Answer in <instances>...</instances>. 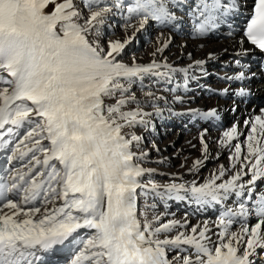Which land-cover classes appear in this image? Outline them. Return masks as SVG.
I'll list each match as a JSON object with an SVG mask.
<instances>
[{
  "label": "snow or ice",
  "instance_id": "snow-or-ice-1",
  "mask_svg": "<svg viewBox=\"0 0 264 264\" xmlns=\"http://www.w3.org/2000/svg\"><path fill=\"white\" fill-rule=\"evenodd\" d=\"M169 2L189 5V0H0V151L7 162L0 167V264H259L264 193L253 203L258 222L252 226L241 197L264 178V109L244 121L243 141L236 125L223 132L218 143L228 150L229 164H219L203 183H177L181 177L171 174V182L161 184L153 178L155 169L142 166L148 153L134 129L147 130L151 117L162 113L159 101H168L159 91L186 89L189 68L204 64L197 60L178 69L166 58L157 60L169 43H161V36L148 63L118 59L150 21L178 27ZM187 15L193 37L227 22L228 35L242 32L237 55L249 51L245 38L264 52V0H254L247 12L239 0H195ZM112 17L123 21L125 35L108 39L105 47L101 38L105 26L116 23H109ZM177 72L184 73L183 85L168 88ZM247 78L244 71L223 77ZM236 95L248 92L241 88ZM190 111L194 118L217 116L215 109ZM204 135L201 158L189 172L209 157ZM232 194L237 210L227 208L216 220L190 228L187 214L183 219L157 214L156 203H148L158 198L167 207L170 200H189L223 209ZM139 197L146 210L138 215ZM147 209L153 210L151 220ZM167 215L173 218L161 223ZM62 253L68 254L63 261Z\"/></svg>",
  "mask_w": 264,
  "mask_h": 264
},
{
  "label": "bare ground",
  "instance_id": "bare-ground-1",
  "mask_svg": "<svg viewBox=\"0 0 264 264\" xmlns=\"http://www.w3.org/2000/svg\"><path fill=\"white\" fill-rule=\"evenodd\" d=\"M224 2L227 3V0H224ZM194 3L195 0H189V5ZM239 3L242 6V11L247 12L253 7L254 0H239ZM189 5L174 7L169 2L170 11L179 18L175 22L178 27L165 26L156 21H150L143 30L147 38L152 36L149 39L150 44L134 55L138 63H148L152 59L151 53L155 50L157 37L161 36V43L164 39H168L169 43L162 54H157V60L163 61L166 58L167 63L178 69L189 68V65H194L197 60L204 61L202 68L201 66L189 68L190 78L186 89L181 87L175 94L168 91L157 93L164 96L168 103L165 104L164 101H159L163 111L159 116L153 115L151 117L150 136L159 139L163 137L164 139L163 143L155 145L156 150L155 148L152 149L153 152L146 150L148 156L141 163L145 168L149 167L156 170L157 174L153 178L161 184L171 182V174L181 177V180L176 181L177 183L191 182L192 180H195L197 184L203 183L204 179L219 164H224L227 167L229 152L226 148L220 147L218 143L223 136V132L236 125L242 133L240 140L243 141L247 135V133H244V121L254 115H259L264 107V85L257 66L259 58L257 50L245 38L244 48L249 51L246 55H237L241 47L239 41L242 32H236L232 36L228 35L231 28L227 22L220 24L205 36L193 37L191 34V21L187 15ZM245 5L246 7H244ZM237 22L240 23L239 18ZM141 55L144 59L137 60L136 56ZM236 60L240 61V65L236 64ZM124 62L131 64L132 59ZM245 65L246 67H241ZM240 71H244L248 78L242 81L223 79L225 75L234 76ZM177 83L183 85V72H177L173 82L168 84L167 87L172 88ZM157 87L162 89L164 85L160 84ZM207 88H212V90L206 91ZM241 88H244L248 95L244 97L236 95ZM224 89L228 91L225 93ZM174 95L180 97V99L175 100ZM146 109L148 112L153 111L151 107ZM213 109L216 110L217 116L207 119L194 118L190 111L208 112ZM170 118H172L171 121L176 120V122L181 120L183 125L177 124L178 122L170 125L168 122ZM193 119H195V122H193ZM143 131L141 130L140 133ZM170 133H172V136H169ZM178 133L183 134V139L176 145L167 144V142L172 143ZM201 133L205 134L204 139L208 145L209 157L198 171L189 172L188 169L192 166V162L197 158H201ZM235 142L233 141V143ZM6 163L4 162V152L0 151V167H3ZM244 179L248 180L250 176H246ZM263 179L256 182L255 192L264 189L262 187ZM219 182L217 181V183ZM245 197L248 196H243L241 199L247 201ZM236 200L235 194L230 195L223 202V209L219 204L201 206L189 200H170L167 207L159 199L158 202L162 205L163 212L174 213L176 219H183L187 214L190 228L204 220H216L220 212L227 208L236 207L238 209V203H234ZM249 201H255L254 197ZM168 216L173 218L172 215ZM256 222H258L256 215L249 218L250 226ZM234 226H236V229L239 224H234ZM214 231H218V229L214 228ZM257 251L264 259V249H258ZM42 255L48 256V254ZM52 255H55V253ZM67 255V253L60 254V260L63 261ZM174 255L175 252H170L168 258L171 259ZM261 258H259V264H264V260L260 261ZM51 264H56V261L52 260Z\"/></svg>",
  "mask_w": 264,
  "mask_h": 264
},
{
  "label": "rangeland",
  "instance_id": "rangeland-1",
  "mask_svg": "<svg viewBox=\"0 0 264 264\" xmlns=\"http://www.w3.org/2000/svg\"><path fill=\"white\" fill-rule=\"evenodd\" d=\"M57 2H61V0H57ZM75 2L77 4H80V0H75ZM52 7H53V5H49V7L46 9V11L50 12L52 10ZM87 14H88L87 10H84V15L86 16ZM113 21H116V23L113 24L112 28H108L107 26H105V28H104V31L107 33V35L105 37L101 38V43L105 47L107 46V40L108 39H117V38H119V39L122 40L124 38V35H125L123 29L120 27V24H122L123 21L119 20L117 17H112L111 20L109 21V23H112ZM150 25H152V24H150ZM143 32L144 31L142 30L140 33L137 34L136 39L130 45H128L126 47V49L124 50L123 54L120 57H118V59L123 60V62L128 60V59H132L133 57H135L134 55L136 53H139L142 50L143 47H146V46H148V44H150L149 39L152 38V36L147 38L146 35H144ZM128 35H131V30H129ZM90 39H91V37H90ZM136 57H137V60L138 59H141V60L144 59L143 55L136 56ZM145 83H148L147 79L145 80ZM204 88H206V86H204ZM211 90H212V88L211 89L210 88L206 89V91H211ZM134 91H136V94H137V96L139 98L141 96L140 92L137 89H134ZM129 107H132V106L130 105ZM262 109H264V107ZM146 110L147 109L145 108V111ZM171 120H172V118H170V120L168 122L170 123V125H174V122H176V120H173V121H171ZM177 122H176L177 124L183 125L181 120L180 121L177 120ZM193 122H195V119H193ZM141 130H144V131L142 133H140ZM124 131L127 132L129 130L125 129ZM134 131H136L137 135H141V136L144 137V140H143V142L140 145V149H143L145 151L146 150H151L150 152H153L152 149H154L156 147L155 146V147L152 148L153 144L154 145H157V144L160 145L161 143H163V139H164L163 137L159 139V138H154V137L150 136V134H151L150 126H149V128L147 130L137 127L136 129H134ZM244 133H247V129L245 127H244ZM169 136H172V133H170ZM182 139H183V134L182 133H180V134L178 133L177 135H175V138L173 139V142L172 143H168L167 142V144L176 145ZM132 150L134 152H138L139 151V149H137L135 146H133ZM155 150H156V148H155ZM155 150H154V153H155ZM4 162H6L5 159H4ZM143 179L146 180L147 176L143 177ZM262 183H263L262 187L264 188V179H263ZM260 191L257 190L255 192V190H254V191H252L251 194H249L248 189L247 188L245 189L244 196H248L247 198L246 197L245 198L247 200V207L248 208L250 207L249 211H250V216L251 217H255V215H253V214H255V212L253 210L254 201L250 202L249 200L254 197V200L256 201L258 196L260 194L264 193V189L260 190ZM153 202L156 203V208L154 210L155 213H157V214L164 213L162 211V208H163L162 205L158 202V198L155 201H153L151 198H149L148 203L151 204ZM137 205H138V215H139L140 211H145L146 210L145 209V199H144V197H139L138 198ZM230 208H232L233 210H237L236 207H230ZM147 212H148V219L151 220L152 219V215H153V210L152 209H147ZM140 219H141V221H143V217H140ZM169 219H172V218L169 217L168 215L167 216H163L162 220H161V223L166 222ZM235 227L236 226L233 225V230L235 229ZM169 235H174V233H170ZM160 238L162 239L163 236H161ZM259 258H261V256ZM260 261H262V259H260Z\"/></svg>",
  "mask_w": 264,
  "mask_h": 264
}]
</instances>
